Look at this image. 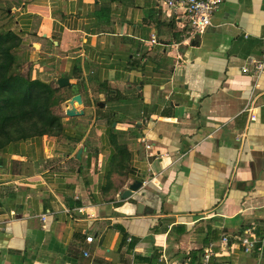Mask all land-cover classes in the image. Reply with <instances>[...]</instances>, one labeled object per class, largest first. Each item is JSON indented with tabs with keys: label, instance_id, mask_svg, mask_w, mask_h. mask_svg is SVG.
<instances>
[{
	"label": "crops",
	"instance_id": "crops-1",
	"mask_svg": "<svg viewBox=\"0 0 264 264\" xmlns=\"http://www.w3.org/2000/svg\"><path fill=\"white\" fill-rule=\"evenodd\" d=\"M4 3L18 71L66 100L62 136L0 149V264H202L212 243L217 264H264L238 239L263 235L264 72L242 68L264 0H224L203 35L162 0Z\"/></svg>",
	"mask_w": 264,
	"mask_h": 264
},
{
	"label": "trees",
	"instance_id": "trees-1",
	"mask_svg": "<svg viewBox=\"0 0 264 264\" xmlns=\"http://www.w3.org/2000/svg\"><path fill=\"white\" fill-rule=\"evenodd\" d=\"M22 43L19 31L0 27V149L13 142L62 136L64 132L63 118L54 108L66 97L52 83L32 80L18 71L13 52Z\"/></svg>",
	"mask_w": 264,
	"mask_h": 264
},
{
	"label": "built area",
	"instance_id": "built-area-1",
	"mask_svg": "<svg viewBox=\"0 0 264 264\" xmlns=\"http://www.w3.org/2000/svg\"><path fill=\"white\" fill-rule=\"evenodd\" d=\"M163 5L169 13H182L191 28L192 32L196 35H203L213 25V18L220 10L224 0H162ZM179 14V13H178ZM152 43H157L156 36H152ZM242 71L253 76H260L264 72V37L262 38V52L259 59H249ZM255 119V117H253ZM149 149L150 146H147ZM256 227L253 225L239 236V242L245 253H250L253 250H261L264 245V225L263 235L256 236ZM92 237L87 239L88 242L92 241ZM229 240L228 236L222 238V244H226ZM261 243L260 246H258ZM215 244H210L202 256V264H217L213 261L216 255ZM228 264V263H222Z\"/></svg>",
	"mask_w": 264,
	"mask_h": 264
},
{
	"label": "water",
	"instance_id": "water-1",
	"mask_svg": "<svg viewBox=\"0 0 264 264\" xmlns=\"http://www.w3.org/2000/svg\"><path fill=\"white\" fill-rule=\"evenodd\" d=\"M56 83L60 87H65L68 85L69 80L67 78H60L56 81ZM69 109L66 111L67 116L69 117H76L83 115L84 112L78 111L76 104H82V97L80 95H75L73 96L68 102ZM143 186V183L141 181H137L133 183L128 190L124 192L123 199L131 198L134 193H137ZM139 209H142V204H137Z\"/></svg>",
	"mask_w": 264,
	"mask_h": 264
},
{
	"label": "rangeland",
	"instance_id": "rangeland-1",
	"mask_svg": "<svg viewBox=\"0 0 264 264\" xmlns=\"http://www.w3.org/2000/svg\"><path fill=\"white\" fill-rule=\"evenodd\" d=\"M1 8H5V3H0V9ZM5 12H7L6 10H5ZM0 14H1V11H0ZM2 15H3V13H2ZM1 22V21H0Z\"/></svg>",
	"mask_w": 264,
	"mask_h": 264
}]
</instances>
